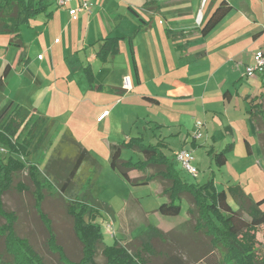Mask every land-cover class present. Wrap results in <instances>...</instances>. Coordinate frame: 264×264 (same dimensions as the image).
<instances>
[{
  "label": "rangeland",
  "instance_id": "rangeland-1",
  "mask_svg": "<svg viewBox=\"0 0 264 264\" xmlns=\"http://www.w3.org/2000/svg\"><path fill=\"white\" fill-rule=\"evenodd\" d=\"M48 1L50 3L48 12L38 16L28 26L22 28L25 50L29 56L27 68L40 79L42 84H36L34 80L26 75V62L18 63L17 53L19 50L10 44L11 39L8 41V36L0 37V79L3 76L5 67L7 65L11 66L5 89L0 92V109L11 100L21 107L33 111V114L36 113L37 117H49L58 122L57 128L50 134L40 151L31 153L27 160L24 158L19 159L37 164L43 170L52 150L61 137L62 129L69 128L77 141L97 159L103 168L101 177L93 188L92 194L97 199L106 202L112 209V213L104 211L97 219L106 245L111 246L117 241L133 253L135 250L141 249L142 243L145 242L141 235L142 232L148 226H154L161 230L164 236L162 239L153 242V250L155 251L153 256L145 254L146 258L149 259V264H165L169 262L170 258H177L187 264H197L205 260L213 251L209 241L204 236L196 235L194 232L195 219L188 211L193 208L190 198L183 197L181 202L182 213L179 217H164L158 213V208L163 203L168 202L167 198L162 195L163 190L170 185L168 182L156 179L148 186L132 187L114 172L109 164L111 146L130 140L126 139L125 134L131 135L129 137L131 139L138 136L143 138L144 143L156 145L159 138L154 136L153 133H156L157 130L145 127L146 121L143 118L148 117L159 123L172 120L175 117L172 115L171 110L178 111V106H175L172 101L157 96L156 98L162 102L161 105L157 107L151 104L149 106V103L143 100L142 97L153 98L154 96L151 93L156 92L149 87L142 86L136 89L132 96L128 97L129 101H126L130 103L128 110L118 108L112 115L108 116V112V115L104 116L106 102H112L113 99L103 93H85L84 67L86 66L82 65V57L76 52L77 42L81 41L83 37L82 32L76 31L77 18H72L66 9H58L54 4V0ZM49 13H53L55 18L49 19L47 16ZM128 24L129 21L123 23L121 30ZM105 32H108V30L105 29ZM122 48H124V45H122ZM38 56H41L40 60ZM122 61L123 68L133 72L130 60L128 63L122 57ZM95 71L96 74H99L97 68ZM101 75L102 72H100ZM70 83H75V86L74 84L71 86ZM95 99L98 100L97 105L92 104ZM112 106L113 103L108 106L111 112L114 110L110 109ZM135 113L140 115L142 119L137 121L131 134L129 133L131 125H128L125 121H129V117ZM33 116L35 118V115ZM203 121L204 118L201 117V121L195 122L193 139L197 128L201 127V130L203 129ZM56 131L58 132L54 137ZM20 132L22 140L27 129L23 128ZM53 140H55V143H51ZM183 140L182 137L178 136L171 138L169 141L171 152H167L169 157L175 151L179 152L185 147L191 149V146H186ZM204 141L203 137L199 140V144L204 145ZM260 144L261 146L263 144L261 140ZM221 148L222 146L219 144L217 151L220 152ZM192 151L195 159L192 161V166L197 169V176L194 177L183 170L180 171L181 176L189 184L202 185L216 175L215 184L218 190H226V182L230 179L226 174L229 176L234 175V173L228 167L220 170L214 164H211L206 156L205 149L199 147L195 150L192 149ZM245 152L244 144H239L236 156L243 159L241 167L247 166L251 173H255L254 162L259 158V153L256 149L255 156L246 159ZM1 153L5 161L9 154L5 148L1 149ZM122 160L137 163L143 161L144 158L141 154L133 152L132 149L124 148ZM155 172V168H150L144 173L133 171V176L143 178ZM19 182L27 190L20 192L18 190L20 187H16ZM32 192L33 187L27 175H21L15 181V188L4 196L5 207L8 211L18 214V234L29 239L46 264H63L58 255L51 253L47 247L48 234L35 211ZM251 197L255 201H260L264 198V190L260 194H253ZM228 201L234 210H238L231 196ZM261 210L264 211V204ZM44 212L51 219L58 241L64 247L67 257L71 261L79 260L82 246L75 238L72 220L66 214L63 201L57 196L48 198L44 204ZM244 218L250 220L247 215ZM3 223L4 220L0 218V225ZM263 233L264 230L259 228L257 241L262 244ZM262 244L258 247H261ZM214 254L219 257L217 251H214ZM96 261L98 264H104L101 250Z\"/></svg>",
  "mask_w": 264,
  "mask_h": 264
},
{
  "label": "crops",
  "instance_id": "crops-1",
  "mask_svg": "<svg viewBox=\"0 0 264 264\" xmlns=\"http://www.w3.org/2000/svg\"><path fill=\"white\" fill-rule=\"evenodd\" d=\"M89 1V12L71 16L66 9L72 18H77L76 31L83 33L81 41L77 42L76 52L82 57V65L86 66L85 93H103L113 99L112 102H106L104 109L110 116L118 108H130V103L126 101H129L128 97L136 89L142 86L151 88L156 92H153L154 95L151 93L154 97H142L149 106L161 105L162 102L156 96L178 106V111H170L175 118L163 121L164 123L143 118L146 121L145 127L157 130L153 135L159 138L158 142L165 144L164 151L168 157L167 152H171L169 141L177 136L184 139L186 146H191V149L185 147L183 150L193 153L192 149H205L211 164L214 162L209 155L210 151L219 153V144L222 146L221 151L233 145V150L227 154L226 165L218 167L220 170L228 167L234 173L229 176L226 174L230 177L226 182V190L231 186H240L251 196L263 192L264 155L258 128L249 111L252 101L262 104L264 109V72L248 77L245 68L255 63L257 52L264 51V0ZM223 1L231 5L232 10L210 33L203 35V23ZM56 7L58 8L57 5ZM49 14V19L55 18L53 13ZM128 21L129 24L121 30L123 23ZM144 25L147 29L133 36L134 31ZM106 38H119L120 52L103 63L97 54ZM10 39L12 37L8 36L7 40ZM18 50V63H21L22 50ZM25 56L28 62L29 56ZM122 57L128 63L130 60L133 72L123 68ZM96 68L99 74H96ZM26 75L36 84H42L28 68ZM90 77L93 81H90ZM126 78L131 87L128 92L124 89ZM70 84L75 86V83ZM112 103L110 109L114 110L111 112L108 106ZM92 104L97 105L98 100L95 99ZM33 115L34 119L38 118L36 113ZM201 117L204 118L201 130L204 145L199 144L203 137L196 141L193 139L195 122L201 121ZM141 119L135 113L129 117V121H125L131 125L129 133L132 134L137 121ZM64 130L62 129L61 134ZM125 136L126 139H131V135ZM245 141L249 142L252 152L250 156L245 152L246 159L253 158L256 149L259 153V158L254 162L255 173H251L247 166L241 167L243 159L236 156L238 145L243 143L245 146ZM51 143H55V140ZM175 153L177 151L170 157H174ZM130 175L132 179H136L133 172Z\"/></svg>",
  "mask_w": 264,
  "mask_h": 264
},
{
  "label": "trees",
  "instance_id": "trees-1",
  "mask_svg": "<svg viewBox=\"0 0 264 264\" xmlns=\"http://www.w3.org/2000/svg\"><path fill=\"white\" fill-rule=\"evenodd\" d=\"M49 7L48 0H2L0 3V36L12 37L10 44L22 50V62H27L22 28L47 13ZM231 10L232 6L223 1L203 23L202 34L210 33ZM47 16L50 18L51 14ZM146 29V25L138 27L133 36ZM132 40L133 37L130 39L131 45ZM119 43V38L103 40L97 54L100 61L105 63L110 57L119 54ZM9 70L10 66L7 65L0 79V92L5 89ZM90 81H93L91 77ZM251 103L249 115L258 128L264 155V109L256 101ZM56 125L55 119H34L31 111L14 101H9L0 109V218L4 220L0 225V263L46 264L29 239L18 234L19 216L16 212L8 211L3 201L4 196L15 188V181L26 174L33 187L35 211L48 234L47 247L51 253L58 255L63 264H98L96 258L100 250L104 264H149L145 254H155L153 242L162 239L163 232L154 226H148L141 234L145 241L142 248L133 253L117 241L111 246L104 243L97 219L104 211L112 213V209L92 194L103 168L77 141L69 128L62 132L43 170L37 164L19 159L27 160L31 153L40 151ZM23 128L27 132L21 140L20 131ZM165 147L162 141L152 145L144 143L143 138H133L122 144L112 145L110 168L132 187L148 186L156 179L168 182L170 185L162 194L168 202L158 208V213L164 217H179L182 213L183 197L190 198L193 208L188 211L195 219L194 232L204 236L213 251L197 264H264V239L263 244L257 241L258 229L264 230V211L261 210L264 198L255 201L240 186H231L220 191L215 184V177L202 185L189 184L180 174L182 169L175 155L168 157ZM4 148L9 154L5 161L1 156V149ZM124 148L141 154L144 160L137 163L122 160ZM245 148L247 155H252L248 141H245ZM232 150L233 145H229L219 153L210 151L209 155L214 164L221 168L226 165L227 154ZM150 168H155L156 172L143 178L130 177L133 171L144 173ZM16 187H20V192L27 190L21 182ZM53 196L63 201L66 214L72 220L75 238L82 246L81 257L77 261H71L67 257L51 219L44 212L46 200ZM230 196L238 210L230 205ZM245 215L249 221L244 218ZM214 251L218 252L219 257ZM165 264L187 263L170 258Z\"/></svg>",
  "mask_w": 264,
  "mask_h": 264
},
{
  "label": "built area",
  "instance_id": "built-area-1",
  "mask_svg": "<svg viewBox=\"0 0 264 264\" xmlns=\"http://www.w3.org/2000/svg\"><path fill=\"white\" fill-rule=\"evenodd\" d=\"M55 4L58 8L67 9L71 16H76L79 13L89 12L91 10V3L89 0H55ZM245 72L248 77H253L257 73L264 72V51L256 53L255 63L253 65L246 66ZM124 89L126 92L131 91L128 78L124 80ZM106 115H108V112L104 113V116ZM200 130L201 127H198L194 135L195 140H199L203 137ZM175 159L183 171L193 175L194 177L197 176V169L192 166L194 156L191 151L181 150L175 153Z\"/></svg>",
  "mask_w": 264,
  "mask_h": 264
}]
</instances>
